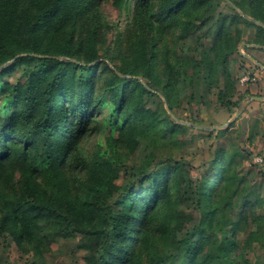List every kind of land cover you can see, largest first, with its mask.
Wrapping results in <instances>:
<instances>
[{
  "label": "trees",
  "instance_id": "obj_1",
  "mask_svg": "<svg viewBox=\"0 0 264 264\" xmlns=\"http://www.w3.org/2000/svg\"><path fill=\"white\" fill-rule=\"evenodd\" d=\"M103 2L134 26L114 68V58L101 54L109 28ZM249 29L256 34L246 40ZM190 39L194 45L185 44ZM243 42L264 47V0H0V237L11 232L46 246L80 236L76 249L87 252V264H258L233 255L249 221L244 252L264 249V199L238 170L241 152L218 150L212 180H187L185 201L197 217L173 205L183 160H148L137 180L120 187L110 159L82 152L105 107L112 133L119 132L114 150L146 139L184 146L177 137L194 127L148 109L147 97L160 94L176 114L205 105L217 89L230 111L239 82L231 58ZM82 171L91 179L87 197L68 207ZM153 232L162 247L147 261Z\"/></svg>",
  "mask_w": 264,
  "mask_h": 264
},
{
  "label": "rangeland",
  "instance_id": "obj_2",
  "mask_svg": "<svg viewBox=\"0 0 264 264\" xmlns=\"http://www.w3.org/2000/svg\"><path fill=\"white\" fill-rule=\"evenodd\" d=\"M223 7H225L224 3H222ZM100 11L109 24V28L104 33L101 54L105 56L104 58L106 56L114 58V62L109 63L110 67L114 68L115 63L119 64L117 56L126 48V42L132 36L134 26L128 24L110 2H103ZM254 34L256 31L249 29L245 39L250 40V36ZM118 43H121L120 46ZM182 44L180 43V46ZM185 44L194 45L195 39H190ZM238 51L239 54H234L231 58V72L239 82L237 95L234 98L236 106L230 111L218 103L217 89H214L207 97L205 105L196 104L192 107L184 105L176 110V114L168 108L160 94L157 97H147L148 109L159 114L166 112L174 120L191 121L190 123L193 121V125L206 128L205 130L194 128L187 134L179 135L176 141L185 142L184 146L178 145V148L159 146L156 142L146 139L141 140L138 145L122 144L114 150L111 140L113 138L116 140L119 132L115 130L112 133L113 127L109 120L110 109L105 107L96 128L82 144V152L86 159L96 160L99 155L110 159L119 171L116 184L120 187L137 180L134 175L135 170L141 168L148 160H152L153 166L166 157L183 160L186 164V174L175 187L173 205L197 217L192 204L185 201L189 192L187 180L194 183H200L204 179L212 180L215 173L211 163L218 150L239 151L244 155L238 167L239 172L245 174L251 184L261 187V196L264 199V47L243 42L239 45ZM20 75V72H16L8 77V81L14 82ZM1 109L0 106V116L4 114ZM228 127L227 133L218 137V131ZM19 176L20 174L17 173L16 178ZM79 176L80 183L73 186L70 196L67 195L65 205L68 207L79 208L87 197L84 190L91 182L90 175L82 171ZM262 211L261 208H254L252 214H261ZM248 212H251L250 209ZM243 213V207H239L235 215L241 216ZM251 229V221H249L238 231V249L233 255L235 258L245 256L252 263L264 264V249L258 244H255L252 251L248 253L243 250L244 242ZM153 234L150 251L143 254L147 261L148 253L159 252L162 247L161 237L155 232ZM79 240L80 236H77L72 239H58L46 246H41L22 242L11 232H7L5 237H0V264H87V252L76 249Z\"/></svg>",
  "mask_w": 264,
  "mask_h": 264
},
{
  "label": "water",
  "instance_id": "obj_3",
  "mask_svg": "<svg viewBox=\"0 0 264 264\" xmlns=\"http://www.w3.org/2000/svg\"><path fill=\"white\" fill-rule=\"evenodd\" d=\"M257 24H259L258 22H256ZM170 112V111H169ZM170 114H171V112H170ZM173 116V115H172ZM174 117V116H173ZM177 122H179V123H181V124H184V125H187V126H191V127H194V128H197V129H199V130H205L206 128H204V127H201V126H197V125H193L192 123H190V122H182V121H179V120H177Z\"/></svg>",
  "mask_w": 264,
  "mask_h": 264
}]
</instances>
